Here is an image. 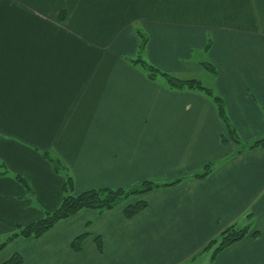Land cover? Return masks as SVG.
<instances>
[{
    "label": "crops",
    "instance_id": "crops-1",
    "mask_svg": "<svg viewBox=\"0 0 264 264\" xmlns=\"http://www.w3.org/2000/svg\"><path fill=\"white\" fill-rule=\"evenodd\" d=\"M139 29L152 62L202 84L210 72L239 137H264V0H0V157L33 190L0 177V236L58 208L68 173L74 195L184 178L142 195L132 218L126 203L82 209L18 238L0 264H264V147L238 152L210 96L132 63ZM231 225L249 233L213 257Z\"/></svg>",
    "mask_w": 264,
    "mask_h": 264
},
{
    "label": "trees",
    "instance_id": "trees-1",
    "mask_svg": "<svg viewBox=\"0 0 264 264\" xmlns=\"http://www.w3.org/2000/svg\"><path fill=\"white\" fill-rule=\"evenodd\" d=\"M140 36V51L138 55L131 59L132 63L137 64L142 68L147 76L151 79H156L157 75L161 72L157 67L153 66L147 62L141 55V51L146 49L148 43V35L141 29L138 30ZM205 67L213 73H216L217 70L215 66L209 62H204ZM167 75V74H165ZM169 80V86L171 89H195L205 92L210 96L215 103L218 113L226 124L228 138L232 139L239 145L238 152H242L246 149H255L259 147H264V137L258 139L248 146L241 145V138L236 130V128L231 124L229 117L227 115L224 100L221 96L216 94L211 88L204 86L197 79H177L174 76L167 75ZM226 140V138H224ZM49 154V153H47ZM56 167V172L60 173L61 171H66L67 168L58 161ZM212 171V165L207 164L204 167V171L197 173L194 177L203 178L210 174ZM25 184H23L30 195L33 194V190L29 181L25 178L18 177ZM184 178H178L175 181L167 183H158L156 181H143L139 187H132L130 189L126 188H98L91 189L84 192H81L77 195H74L72 192L74 190V180L71 175L68 173L64 191L65 196L58 208L51 212H45L44 216L36 221L30 222L26 225H20L18 229L13 232L6 240H1L0 238V251H2L9 243L18 239V238H39L49 229H51L57 222L63 219H67L78 213L82 209H94L99 212H105L111 209H114L122 204H125V216L127 218H132L142 210H144L148 203L141 198L142 195L147 192L161 187L169 186L176 184L182 181ZM134 200V201H131ZM249 233V228H237L234 225L229 226L222 231L219 238L213 239L205 248L211 249L215 247L213 252V257L216 256L223 249L231 246L238 241H241ZM85 235L78 236L72 243L73 249L76 251L81 250L82 240ZM99 244L101 243L100 237H97ZM23 259L20 254H14L10 259H8L4 264H22Z\"/></svg>",
    "mask_w": 264,
    "mask_h": 264
},
{
    "label": "rangeland",
    "instance_id": "rangeland-1",
    "mask_svg": "<svg viewBox=\"0 0 264 264\" xmlns=\"http://www.w3.org/2000/svg\"><path fill=\"white\" fill-rule=\"evenodd\" d=\"M196 52H197L196 53L197 54V57H199L201 59L203 58L204 61L208 59L207 57H205V55L207 53L204 50H198ZM141 55L143 56V58L147 62H149L153 66L157 67L161 72H163V73H159L157 75V78H158V80L160 82H163V83L165 82L166 84H169V80H168L167 75L174 76V78H177V79H187V78H190V76H188V74H187L188 72H185V71L179 72L177 70H172V69L168 68L167 66H161L159 64H156V63L152 62V60H150V58L147 55V49L141 51ZM197 57H194V58L197 59ZM207 62H209V61H207ZM209 63H211V62H209ZM165 74H167V75H165ZM209 74H210V72L207 73L206 71L197 74L198 77H200V79L203 81V84L206 85L207 87H210V85H212L213 80L215 79L214 76H211ZM224 104H225V101H224ZM225 109H226V112H227L226 105H225ZM227 115L229 117V120H230L231 124L235 127V125L233 124V122H232V120H231L228 112H227ZM225 127H226V124H225ZM226 129H227V127H226ZM241 142H242L241 145H243L244 147L252 144V142H246L243 138H241ZM38 150L40 151V153L43 155V157L45 159H47L51 164H53L54 168L56 169L55 166L57 165L58 161H60V160L56 157V155H54L55 153L54 152H51L49 150L48 151L42 150V149H38ZM248 150H251V149H246L244 151H248ZM47 153H49V154H47ZM1 164H5V162L2 161V159L0 157V165ZM211 165L213 166L214 164H211ZM203 171H204V168H203ZM60 173H64V171H61ZM3 176L4 177H9V180L15 181L16 184H25L22 180H20V178H18V177H22V178L27 179L29 181V184H31L30 178H28L24 174H19V173L15 172V171H12V169L9 168L6 164L3 167L0 166V177H3ZM139 186L140 185H138L137 187H139ZM126 189H130V188H126ZM131 201H134V200H131ZM20 225H22V224L16 223L15 227L12 230H10V231L6 232L5 234H3L2 236H0L1 240H3V241L6 240L13 232H15L18 229V227ZM219 236H218V238H219ZM211 250H213V252H214L215 247L211 248ZM186 264H191V263H186Z\"/></svg>",
    "mask_w": 264,
    "mask_h": 264
}]
</instances>
